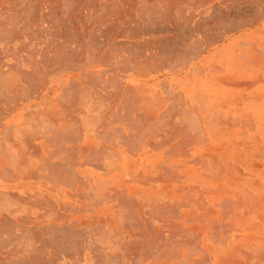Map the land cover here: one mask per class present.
Here are the masks:
<instances>
[{"label":"bare ground","instance_id":"obj_1","mask_svg":"<svg viewBox=\"0 0 264 264\" xmlns=\"http://www.w3.org/2000/svg\"><path fill=\"white\" fill-rule=\"evenodd\" d=\"M0 264H264V0H0Z\"/></svg>","mask_w":264,"mask_h":264}]
</instances>
